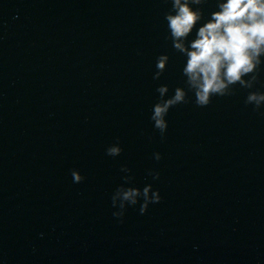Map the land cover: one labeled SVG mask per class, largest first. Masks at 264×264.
Masks as SVG:
<instances>
[{
    "label": "water",
    "instance_id": "water-1",
    "mask_svg": "<svg viewBox=\"0 0 264 264\" xmlns=\"http://www.w3.org/2000/svg\"><path fill=\"white\" fill-rule=\"evenodd\" d=\"M199 7L202 24L216 3ZM170 8L0 0V264H264V106L244 102L264 92V64L253 89L197 106L166 39ZM162 84L165 98L187 92L163 138L150 119ZM148 184L158 203L113 216L117 187Z\"/></svg>",
    "mask_w": 264,
    "mask_h": 264
},
{
    "label": "clouds",
    "instance_id": "clouds-1",
    "mask_svg": "<svg viewBox=\"0 0 264 264\" xmlns=\"http://www.w3.org/2000/svg\"><path fill=\"white\" fill-rule=\"evenodd\" d=\"M206 2L170 0L171 8L164 14L168 29L166 39H170L173 49L185 57L184 85L199 107L207 106L213 96L233 94L236 85L253 89L264 64V0H215L216 10L201 24L203 12L199 6ZM194 28V38L189 40ZM168 60L167 54L157 57L154 80L161 77ZM185 87H176L168 98H165L166 84L156 89L159 98L152 107L150 119L162 138L167 129L165 117L169 109L187 102ZM244 102L253 105L254 110L259 109L264 106V92L248 91ZM121 151L117 141L106 149V154L115 157ZM154 157L159 160L160 154L155 153ZM121 171L130 170L122 167ZM149 174L158 179V173ZM71 175L74 183L84 179L77 170H72ZM123 179L127 183L132 178L125 176ZM160 199L159 192L153 190L151 184L143 189L120 185L111 197L112 206L119 209L113 216L121 218L122 222L126 205H136L142 200L139 211L143 214L150 203H158Z\"/></svg>",
    "mask_w": 264,
    "mask_h": 264
}]
</instances>
